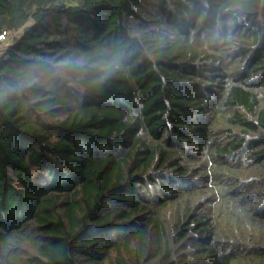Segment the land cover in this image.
I'll return each mask as SVG.
<instances>
[{"label":"trees","instance_id":"1","mask_svg":"<svg viewBox=\"0 0 264 264\" xmlns=\"http://www.w3.org/2000/svg\"><path fill=\"white\" fill-rule=\"evenodd\" d=\"M1 36L0 264H264V0H0Z\"/></svg>","mask_w":264,"mask_h":264},{"label":"clouds","instance_id":"2","mask_svg":"<svg viewBox=\"0 0 264 264\" xmlns=\"http://www.w3.org/2000/svg\"><path fill=\"white\" fill-rule=\"evenodd\" d=\"M86 58L81 57L77 59H67L62 63L56 64H47L46 62L36 63L33 65H27L20 69L22 73H24L26 80L21 82H16L14 84H10L9 88L12 90H18L23 88L25 84H36L42 80L50 79L60 74H64L65 76L74 77L78 74L79 71L87 70ZM47 68L55 69V71H48ZM119 65L113 64L111 65V70H118ZM100 72L103 73L100 76V82H103L104 79L107 78L108 70L100 69Z\"/></svg>","mask_w":264,"mask_h":264},{"label":"built area","instance_id":"3","mask_svg":"<svg viewBox=\"0 0 264 264\" xmlns=\"http://www.w3.org/2000/svg\"><path fill=\"white\" fill-rule=\"evenodd\" d=\"M2 37H4V36H1L0 38H2Z\"/></svg>","mask_w":264,"mask_h":264}]
</instances>
